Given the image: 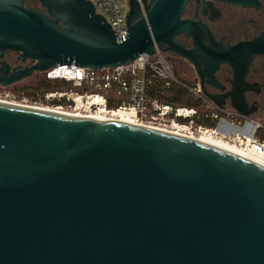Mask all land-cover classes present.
<instances>
[{"label": "water", "instance_id": "obj_1", "mask_svg": "<svg viewBox=\"0 0 264 264\" xmlns=\"http://www.w3.org/2000/svg\"><path fill=\"white\" fill-rule=\"evenodd\" d=\"M0 0V86L60 64L93 70L155 48L186 60L203 95L220 64L244 85L264 32L228 45L189 0H128L115 40L89 0ZM236 5L254 0H223ZM192 39V47L179 36ZM31 66L9 70L4 52ZM231 97L241 117L246 103ZM0 264H264V167L158 130L0 103Z\"/></svg>", "mask_w": 264, "mask_h": 264}, {"label": "built area", "instance_id": "obj_2", "mask_svg": "<svg viewBox=\"0 0 264 264\" xmlns=\"http://www.w3.org/2000/svg\"><path fill=\"white\" fill-rule=\"evenodd\" d=\"M95 9V12L102 15L110 25L115 40L122 42L127 37V28L125 17L128 12V0H89ZM141 12L144 14L142 0H135ZM74 70V72H72ZM45 76L48 79H63L72 82L76 86L85 85L89 88L83 94L76 92H48L46 98L65 99L71 110H82L83 112L104 111L111 115L113 110L128 109L134 110V121L150 122V124H165L169 122L176 130L182 131L187 135H198L201 133L212 132L213 136L228 140H236L237 144L246 150H258L262 152L264 158V133L260 136L257 132L261 126L246 117H241L242 121L229 120V116H217L212 113V118L216 119L213 128H206L194 123L196 110L186 107H172L168 104H162L153 99L149 100L145 96V85L148 83L147 73L162 79L166 84L169 82L180 83L172 72V69L165 58V53L155 48L152 55L145 53L139 54L132 62L109 69L93 70L75 66L74 64H60L48 69ZM112 83L117 84V94H127V103L121 104L115 108L107 107L106 98L102 91L111 87ZM187 89L197 98L202 99L209 106H213L205 96H203L198 82L194 85H185ZM61 107V106H57ZM94 108L91 111V108ZM61 109V108H60ZM179 119L185 120L179 122ZM154 126V125H152ZM157 127V126H156ZM236 128L235 135L229 133V129Z\"/></svg>", "mask_w": 264, "mask_h": 264}, {"label": "flooded vegetation", "instance_id": "obj_3", "mask_svg": "<svg viewBox=\"0 0 264 264\" xmlns=\"http://www.w3.org/2000/svg\"><path fill=\"white\" fill-rule=\"evenodd\" d=\"M24 5L41 10L38 0H26ZM182 18L199 19L208 27L215 40L234 45L241 41H249L264 32V0H254L253 3L245 5H236L223 0H189L185 5ZM178 38L184 45L192 47L190 37L181 34ZM18 54L17 51L4 52L2 60L9 65V70L17 66L32 65L30 59L23 62L17 59ZM38 73L41 72L33 71L31 76ZM193 73L195 74L194 69ZM214 78L215 85L207 83L204 79L203 87L208 94L223 98L221 108L212 103L215 110L231 115L232 118L239 117L231 107L230 98L239 95V90L243 89L242 94L246 103L244 111L248 113V118L262 114L264 111V55H257L252 60L243 79L244 85H233L234 70L229 64H220L214 72ZM196 81L198 82L197 78Z\"/></svg>", "mask_w": 264, "mask_h": 264}, {"label": "trees", "instance_id": "obj_4", "mask_svg": "<svg viewBox=\"0 0 264 264\" xmlns=\"http://www.w3.org/2000/svg\"><path fill=\"white\" fill-rule=\"evenodd\" d=\"M173 74L180 83L169 82L165 83L162 79L152 76L150 73H147L148 83L145 85V96L149 100H157L162 104H168L172 107H186L193 108L196 110V118H194V123L197 125L204 126L206 128H213L216 123V119L212 118V113L215 112L217 116H222L218 110L211 109L207 106V104L200 98L195 97L185 85L188 84V81L181 80L178 72L174 68ZM195 84V82H194ZM116 83H112L110 89L108 91H102V94L106 98L107 107L110 109L117 108L122 99L125 97L124 95H118L116 93ZM20 90L29 96H42L47 92L54 91H68L72 89H76L79 92L84 91V87L75 88L72 87L70 81H66L63 79H48L44 75L41 76L39 74L36 75L33 81H29L23 83L20 86H15L14 90ZM54 104L60 103L58 100H53ZM185 120L179 119V122H184ZM260 136L261 134H257Z\"/></svg>", "mask_w": 264, "mask_h": 264}, {"label": "rangeland", "instance_id": "obj_5", "mask_svg": "<svg viewBox=\"0 0 264 264\" xmlns=\"http://www.w3.org/2000/svg\"><path fill=\"white\" fill-rule=\"evenodd\" d=\"M165 58L168 61L172 72H174V68L176 69V71L178 72V75L180 77L181 80L184 81H188V84L190 85H194V82L196 83V78H195V74L193 73V67L184 59L179 58L175 55H171V54H166L165 53ZM41 76H45V72H41L38 73ZM37 74H33L31 77L22 79L21 81L14 83L12 85H9L7 87H3L0 86V100L5 101L7 103L10 104H16V105H22V106H29V107H38V108H45V109H55V110H59V111H64V112H79L77 110H71L67 105V102L65 99H60L58 101H60V103L54 104L52 103L53 100H57V98H46L44 93L42 96H29L26 95L25 93L21 92L20 90L15 89V86H20L23 83L29 82V81H33L35 79ZM46 77V76H45ZM72 87L75 88H79V87H84V91L79 92L76 89H72V90H68V91H57V92H76L78 94H83L85 91H87L89 88H87V86L85 85H80V86H76L74 85L72 82H70ZM110 89V88H108ZM108 89H106L108 91ZM105 90V91H106ZM116 93H117V87H116ZM48 93V92H47ZM125 97L122 99L123 102L127 103L128 101V96L127 94H123ZM57 106H61V107H57ZM207 106L211 109H214L213 107L209 106L207 104ZM61 108V109H60ZM93 107L91 108V111H93ZM87 111L83 112L80 111V113H86ZM92 113V112H91ZM108 116V115H107ZM223 117L226 116V114L222 115ZM229 120H233V121H242V118L237 117V118H232L231 115H229ZM248 118V117H247ZM250 120L258 123L261 126V129L257 132V134H262L264 133V111L262 112V114L260 115H255L252 117H249ZM138 123H140V121H138ZM142 124L145 125H154L157 127H161L164 129H168V130H176V128H174L169 122H166L165 124H150V122H146V121H142ZM181 133H183L182 131H180Z\"/></svg>", "mask_w": 264, "mask_h": 264}, {"label": "bare ground", "instance_id": "obj_6", "mask_svg": "<svg viewBox=\"0 0 264 264\" xmlns=\"http://www.w3.org/2000/svg\"><path fill=\"white\" fill-rule=\"evenodd\" d=\"M72 72H74V70ZM0 103L1 104H10V103H7V102L2 101V100H0ZM11 105H16V104H11ZM16 106H22V105H16ZM23 107L36 109V110H42V111H48V112H54V113H60V114H67V115H73V116H79V117H85V118L104 120V121H113V122L135 125V126H142V127L158 130L161 132L170 133L173 135H177V136L196 140L200 143H203V144L209 145L211 147L220 149L222 151L231 153L233 155L244 158L246 160H249L251 162H254L255 164H258V165L264 167V158L261 154L262 152H260L258 150L249 151V150L243 149L237 144L236 140H234V141L233 140L232 141L231 140L230 141L224 140V139L213 136L212 132L201 133L198 135H187L185 133H181L178 130H168V129H164L161 127H156V126H152V125H145L142 123H138V122H135L133 119L134 110L132 108L113 110L111 115L107 116V113H105L102 110L99 112H96V113H93V112L91 113L88 111V112H86L87 114H84V113H80V111H82V110H79V112H64V111H59V110H55V109H45V108L29 107V106H23ZM237 131L238 130L236 128L229 129V133L231 135H235Z\"/></svg>", "mask_w": 264, "mask_h": 264}]
</instances>
